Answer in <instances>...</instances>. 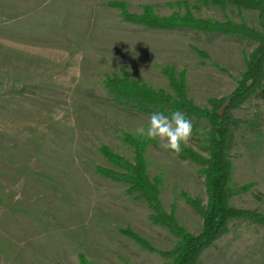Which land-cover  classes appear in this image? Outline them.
I'll return each instance as SVG.
<instances>
[{"label": "rangeland", "instance_id": "374dc122", "mask_svg": "<svg viewBox=\"0 0 264 264\" xmlns=\"http://www.w3.org/2000/svg\"><path fill=\"white\" fill-rule=\"evenodd\" d=\"M111 1L0 0V264H84L82 254L90 264L170 262L123 232L160 251L175 246L170 230L152 222L147 201L96 171L120 170L102 145L133 161L123 133L148 140L136 129L161 111L117 100L103 82L125 68L136 81L173 92L164 69L174 68L185 71L189 96L208 107L235 90L259 43L235 33L134 24ZM120 1L132 13L145 5L160 15L185 11L178 4L185 0ZM186 1L200 7L193 9L198 17L246 22L264 34L257 9ZM234 113L243 122L231 151L238 189L231 204L264 213V97L252 96ZM190 120L192 137L179 156L152 140L145 157L166 210L197 234L203 217L186 194L204 204L208 198L201 166L186 149L209 155V122ZM198 264H264V225L234 219Z\"/></svg>", "mask_w": 264, "mask_h": 264}, {"label": "trees", "instance_id": "16d2710c", "mask_svg": "<svg viewBox=\"0 0 264 264\" xmlns=\"http://www.w3.org/2000/svg\"><path fill=\"white\" fill-rule=\"evenodd\" d=\"M201 2L206 7L213 4L225 9L228 4H235L239 8L245 6L257 9L260 23L264 24V0H201ZM178 4L185 6L184 12L174 11L169 15H160L150 5H145L142 13H132L125 1L109 2L110 6L121 10L123 20L152 29L187 28L209 33H235L257 40L259 44L250 55L247 69L235 90L228 96L212 98L208 107H201L188 94L185 71L177 74L174 68L164 69L173 92L140 83L133 79L125 68L121 69V74L107 76L103 84L117 100L136 102L141 111L153 106L171 116L173 112L179 110L188 119H206L209 122L206 137L209 155L205 157L192 149H186L189 158L201 166L200 172L205 178L208 198L206 204L201 198L186 194L188 203L203 217L202 230L194 234L183 227L175 212H168L162 203L160 183L151 179L145 157L147 146L152 140H144L130 132H124L123 140L134 148V160L130 161L109 146L102 145L100 152L120 170L97 165L96 171L112 180L127 183L128 193L137 194L139 198L145 199L153 209L152 222L167 227L177 238V242L171 250L160 251L130 229L123 231L126 235L134 238L151 252L157 251L166 259H170L167 264H198L202 253L228 233L230 222L234 219H247L264 225L263 212L238 208L231 204V198L238 192V189L232 186L234 163L231 151L236 142V131L243 122L241 118L235 116L234 111L252 96L264 97V34L248 26L246 22L198 17L193 9L200 7L198 5L191 7L186 0ZM81 261L90 264L83 254Z\"/></svg>", "mask_w": 264, "mask_h": 264}, {"label": "clouds", "instance_id": "9594fccd", "mask_svg": "<svg viewBox=\"0 0 264 264\" xmlns=\"http://www.w3.org/2000/svg\"><path fill=\"white\" fill-rule=\"evenodd\" d=\"M193 124L179 110L167 116L162 112L149 115L147 124L137 127L136 132L150 140H158L160 146L179 156L191 140Z\"/></svg>", "mask_w": 264, "mask_h": 264}]
</instances>
